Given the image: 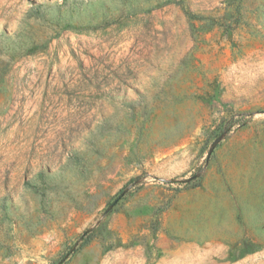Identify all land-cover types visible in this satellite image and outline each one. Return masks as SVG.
Returning a JSON list of instances; mask_svg holds the SVG:
<instances>
[{"label":"rangeland","instance_id":"rangeland-1","mask_svg":"<svg viewBox=\"0 0 264 264\" xmlns=\"http://www.w3.org/2000/svg\"><path fill=\"white\" fill-rule=\"evenodd\" d=\"M0 264H264V0H0Z\"/></svg>","mask_w":264,"mask_h":264},{"label":"water","instance_id":"water-1","mask_svg":"<svg viewBox=\"0 0 264 264\" xmlns=\"http://www.w3.org/2000/svg\"><path fill=\"white\" fill-rule=\"evenodd\" d=\"M219 139H220V137L217 138V139L211 144L207 156L210 155L211 151L213 150V148L215 147V144L218 142ZM188 180H189V178H188V179H185V181H188Z\"/></svg>","mask_w":264,"mask_h":264},{"label":"crops","instance_id":"crops-1","mask_svg":"<svg viewBox=\"0 0 264 264\" xmlns=\"http://www.w3.org/2000/svg\"><path fill=\"white\" fill-rule=\"evenodd\" d=\"M224 165V167H226V164H223ZM251 167V166H250Z\"/></svg>","mask_w":264,"mask_h":264},{"label":"trees","instance_id":"trees-1","mask_svg":"<svg viewBox=\"0 0 264 264\" xmlns=\"http://www.w3.org/2000/svg\"><path fill=\"white\" fill-rule=\"evenodd\" d=\"M195 177V176H194ZM194 177H191V179H193Z\"/></svg>","mask_w":264,"mask_h":264}]
</instances>
